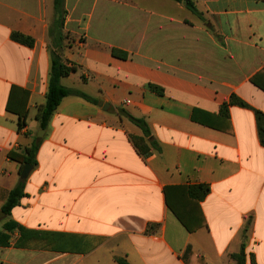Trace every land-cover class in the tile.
Listing matches in <instances>:
<instances>
[{
  "label": "crops",
  "instance_id": "crops-1",
  "mask_svg": "<svg viewBox=\"0 0 264 264\" xmlns=\"http://www.w3.org/2000/svg\"><path fill=\"white\" fill-rule=\"evenodd\" d=\"M62 12V59L77 71L61 85L97 104L61 102L20 205L3 216L21 182L8 155L42 131L50 31ZM13 89L29 93L22 131L7 111ZM232 96L248 107L223 114ZM254 110L264 113V0H63L59 9L56 0H0V264H236L243 245L245 264H264V147ZM130 118L144 119L158 144L146 160L130 141L143 135ZM200 185L210 188L199 203L205 224L189 233L165 190L200 220L194 201L181 198ZM12 224L32 233L9 231Z\"/></svg>",
  "mask_w": 264,
  "mask_h": 264
},
{
  "label": "trees",
  "instance_id": "trees-1",
  "mask_svg": "<svg viewBox=\"0 0 264 264\" xmlns=\"http://www.w3.org/2000/svg\"><path fill=\"white\" fill-rule=\"evenodd\" d=\"M177 2H181V0H175ZM63 4V0H56V6L59 9V6ZM187 7L195 14H198L194 4L188 1ZM64 12L61 13L60 18L56 20L54 25V30L50 31L51 36V47H52V64H51V73H50V81H49V91L46 96V103L44 106L39 108L38 113L36 115V119L40 122V128L43 131H46L51 118L54 113L57 111L61 102L67 97H78L84 99L87 102L97 104V101L88 97L78 90L68 89L61 85V79L69 77L72 73L77 71L75 65L69 66L62 59V49L63 43L68 39V35L64 34L63 26H64ZM11 39L23 46L32 48L34 46V40L30 37L22 35L20 33H13L11 35ZM112 54L116 58L126 59V54H121L120 51L113 49ZM150 89L156 92L159 95L163 94V90L158 87L151 86ZM20 95H19V94ZM28 99L29 93L25 91H21L18 89H13L9 101L7 104V111L15 114L18 117V128L19 131H22L27 126V120L29 116L28 110ZM229 105H239L240 107L247 108L248 106L242 102L236 100L233 96L230 99L228 104H224L221 108L223 114L228 113ZM258 135L260 139L261 145L264 147V113L259 110H254ZM131 122L134 123L141 131L142 137H132L130 136V141L137 151L138 155L146 160L148 157L152 155L154 150H159L158 144L151 139L150 130L148 125L144 119H135L130 118ZM41 141L34 139V141L26 147L23 152L15 153L11 152L8 155V158L13 162L20 164L21 172L25 165H31L32 167L37 166L36 156L38 150L40 148ZM24 188L25 181H22L18 184V186L11 191L8 196L6 203L2 208V212L5 215H10L11 211L20 205L21 199L24 197ZM210 193V188L205 185H200L196 187L186 188L184 192L181 193L182 196L188 199H191L196 204V210L198 212V216H200V220L191 215L188 210H186V202H182L180 198H176V201L173 202L169 196V189L165 190L166 202L170 211L174 214L177 220L181 223V225L189 232L194 233L199 227L205 224L204 218L201 214L199 203L204 201V199ZM180 199V200H179ZM186 207V208H185ZM12 228L18 229L21 235L25 233H32L26 231L24 228L12 224V227L8 229L9 231ZM8 244H6L7 246ZM187 256V255H186ZM190 257V254L188 255ZM187 257V262L189 259ZM236 260V264H245V245L242 246V250L240 254L234 256ZM115 261L117 264H130L125 258L115 257ZM204 263V261H202Z\"/></svg>",
  "mask_w": 264,
  "mask_h": 264
},
{
  "label": "water",
  "instance_id": "water-1",
  "mask_svg": "<svg viewBox=\"0 0 264 264\" xmlns=\"http://www.w3.org/2000/svg\"><path fill=\"white\" fill-rule=\"evenodd\" d=\"M186 4V2L184 3ZM45 132L42 130L38 133V136H37V140L38 141H41L43 136H44ZM33 170V167L31 165H25L23 170H22V173L20 175V179L22 181H25L27 180V178L29 177L30 173L32 172ZM2 215L4 216V213H2Z\"/></svg>",
  "mask_w": 264,
  "mask_h": 264
},
{
  "label": "rangeland",
  "instance_id": "rangeland-1",
  "mask_svg": "<svg viewBox=\"0 0 264 264\" xmlns=\"http://www.w3.org/2000/svg\"><path fill=\"white\" fill-rule=\"evenodd\" d=\"M68 40V39H67ZM64 45H66V44H64Z\"/></svg>",
  "mask_w": 264,
  "mask_h": 264
}]
</instances>
